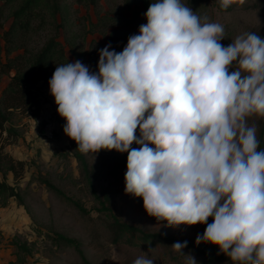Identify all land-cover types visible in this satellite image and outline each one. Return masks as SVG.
<instances>
[{"label":"clouds","instance_id":"obj_1","mask_svg":"<svg viewBox=\"0 0 264 264\" xmlns=\"http://www.w3.org/2000/svg\"><path fill=\"white\" fill-rule=\"evenodd\" d=\"M145 18L122 52L100 50L98 72L79 60L56 67L49 87L63 131L82 153H128L125 193L149 216L168 227L212 217L197 244L264 264V150L247 122L264 117V39L248 32L225 47L224 27L181 0H155ZM187 243L172 248L185 255Z\"/></svg>","mask_w":264,"mask_h":264},{"label":"rangeland","instance_id":"obj_2","mask_svg":"<svg viewBox=\"0 0 264 264\" xmlns=\"http://www.w3.org/2000/svg\"><path fill=\"white\" fill-rule=\"evenodd\" d=\"M151 1L125 7L121 0H99V6L94 10L65 0L70 3L73 45L66 44L61 33L58 40L64 45L67 59L71 63L79 60L91 72H98L100 50L110 44V51L122 52L128 38L139 34L140 26L147 23L145 13ZM181 2L201 17L202 23H219L224 27L225 39L220 43L225 47L237 36L248 32H256L264 39V0H231L227 9L221 7L222 0ZM16 5H3L0 0V34L8 28L11 11ZM104 12L106 16L120 18L126 23L102 26L96 15H104ZM204 17H207L206 21ZM49 35L52 31L47 28L30 34L27 47L38 48ZM54 72L55 69H51L44 80L33 86L40 100L38 116L31 118L27 112L14 110L6 123L18 135L4 146V151L21 160L23 167L17 175L6 173L2 177L0 173V181L3 180L11 188L0 195V264H84L75 247L55 239L54 234L77 241L82 256L89 264H134L142 255L152 259L154 264H187L185 255L194 257L197 264H233L217 246L196 242L197 235L202 236L207 224L213 222L212 217L204 225L168 227L165 221H158L147 214L142 198L126 194L124 183L103 176L92 181L93 194L91 188L80 180L71 143L76 147L78 145L65 135L63 128L66 120L59 116L58 106L50 93L49 81ZM6 81V75L0 74V90ZM247 122L257 126L258 150H261L264 117L251 116ZM44 126L51 127L50 139L47 134L44 135ZM136 134L139 137V128ZM81 154L88 164H96L95 154ZM103 193L107 194L108 200ZM65 196L78 200L88 210L87 215L80 214ZM99 201H103L121 221L144 232L162 234L170 241L146 242L136 234H125L113 241L114 233L107 227L111 220L103 211H98L101 206ZM177 241H187V244L208 255L188 248L183 250L185 255H182L172 248ZM20 244L27 251L19 247Z\"/></svg>","mask_w":264,"mask_h":264},{"label":"trees","instance_id":"obj_3","mask_svg":"<svg viewBox=\"0 0 264 264\" xmlns=\"http://www.w3.org/2000/svg\"><path fill=\"white\" fill-rule=\"evenodd\" d=\"M70 1V3L91 7L94 10H97L96 8L99 6V0ZM121 1L125 7H129L135 3L146 4L147 0ZM13 3H17V5L11 11L9 26L0 34V38L3 41L0 44V74H4L7 77L5 85L0 90V173L2 177L6 173L17 175L23 167L21 160L13 158L8 152L4 151V146L11 143L18 135L13 128L6 126L12 111L27 112L31 118L38 116L40 100L33 91V86L38 81L44 80L51 69L56 70L59 65L71 63L65 55L64 45L58 40V34H62L66 44L73 45L71 39L73 32L71 30L70 3L65 2V0H2L3 5ZM96 19L102 26L110 23H118L119 25L126 23L125 20L120 18L106 16V12L101 16L96 15ZM45 28L50 29L52 35L47 36L38 48H28L26 43L30 34ZM71 146H73V157L78 163L80 180H83L91 188L93 194L95 192L92 188V181L101 176L120 181L125 185L128 153H119L116 150L109 151L106 149H101L98 152L89 151L96 156V164L90 165L78 150V147L72 143ZM137 147L139 146L133 143L130 149ZM50 187L52 188V186ZM10 189L8 184L3 180L0 181V195L5 194ZM52 189L64 195L60 190ZM65 197L80 214L87 215L88 210L78 200L68 196ZM103 197L108 200L106 193H103ZM99 203L101 206L98 211H103L104 215H107L111 220L107 223V227L114 233L113 241L123 237L125 234L130 236L136 234L140 240L146 242L170 241L169 238L162 234L144 232L121 221L110 211L107 205L103 204V201H99ZM54 237L72 244L79 253L81 261L84 264H89L82 256L77 241L61 234H54ZM19 247H23L22 249L27 251L24 245ZM186 248L200 251L189 244H187ZM199 253L203 252L200 251ZM17 260L21 261V259ZM9 264L15 263L10 262Z\"/></svg>","mask_w":264,"mask_h":264},{"label":"built area","instance_id":"obj_4","mask_svg":"<svg viewBox=\"0 0 264 264\" xmlns=\"http://www.w3.org/2000/svg\"><path fill=\"white\" fill-rule=\"evenodd\" d=\"M45 128L43 129V132L45 131V134L44 135H46L47 134V136H48V139H50L51 138V134H52V131H51V127L50 126H48V128H47V126H44ZM51 135V136H50ZM50 136V137H49ZM46 137V136H45Z\"/></svg>","mask_w":264,"mask_h":264},{"label":"water","instance_id":"obj_5","mask_svg":"<svg viewBox=\"0 0 264 264\" xmlns=\"http://www.w3.org/2000/svg\"><path fill=\"white\" fill-rule=\"evenodd\" d=\"M264 149V140H263V143H262V146H261V150Z\"/></svg>","mask_w":264,"mask_h":264}]
</instances>
